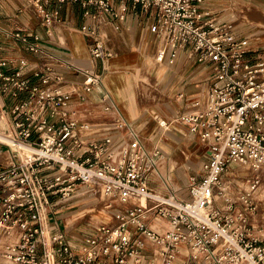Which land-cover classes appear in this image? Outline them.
<instances>
[{"label": "built area", "instance_id": "1", "mask_svg": "<svg viewBox=\"0 0 264 264\" xmlns=\"http://www.w3.org/2000/svg\"><path fill=\"white\" fill-rule=\"evenodd\" d=\"M34 1L48 33L63 5L80 2L84 16L96 21L82 31L93 39L91 53L104 69L113 51L100 27L120 30L130 2L152 16L159 62H172L188 50L189 60L206 69L189 108L174 122L201 140L207 158L189 198L157 193L151 176L160 173L165 153L159 147L150 151L134 123L116 118L96 131L69 109L73 94L101 87L102 76L87 70L83 91L63 92L52 89L60 79L46 66L33 75L44 86L34 85L28 61L6 57L5 42L40 53V37L6 28L0 6V117L11 114L10 128L0 133V232L14 239L6 249L9 264H179L183 248L190 259L202 256L207 264H264V239L252 223L254 194L264 180V59L246 56L245 42L228 21L205 9L206 0H55L52 11L43 5L48 0ZM102 102L106 110L115 109L108 93ZM164 123L159 122L162 128ZM234 165L249 167L248 190L236 193V184L226 180ZM81 186L104 190L114 222L96 228L76 248L52 216L60 200L72 199ZM157 222L167 224L166 230L151 228Z\"/></svg>", "mask_w": 264, "mask_h": 264}, {"label": "rangeland", "instance_id": "2", "mask_svg": "<svg viewBox=\"0 0 264 264\" xmlns=\"http://www.w3.org/2000/svg\"><path fill=\"white\" fill-rule=\"evenodd\" d=\"M48 1L47 4L43 3L46 9L49 6H55L52 0ZM34 3V0H0V5L9 6L12 10H15V7H17L23 12L19 14L24 16L22 18L23 22L39 21L41 24H44ZM204 7L215 13L214 17H218L219 21H228L236 37L245 42L244 48L247 51L246 56L249 59H264V0H206ZM6 21H8L7 23L10 25L15 24L16 28H20V31H23V26H21L18 18H15L14 15L6 14ZM23 32H26V30ZM132 36V39H128L131 50L126 54L119 55V57L127 61V65L129 66L126 69L117 70L118 74L116 75L118 76L112 78L111 82L115 88L130 84L137 94L139 116L136 119L130 118L123 106L122 108L118 107V109L108 111L104 105L103 109L97 108L89 112H91V117L93 118L113 117V119L115 118L114 121H116V118L123 117L134 123L140 132L143 143L150 151L155 147H159V149L165 153V160L160 162V166L161 164L163 165V163L165 164L166 175L161 173L160 166L159 169L162 179H168L167 186L169 188L163 193L175 191L180 198L187 199L189 198L190 184L193 183L194 180H199L201 176V167L207 158V149L204 147L201 140L192 134L185 125L174 121L183 111L189 108L187 106L190 101L189 97L191 96V91L195 89L192 88V86L195 87V85H197V80L192 81L189 77L190 72L199 71V74H196L195 78L198 77V80H202L206 76V69L198 63L189 60L187 55L188 50L183 51L184 56L182 59H179V56H177L172 62L166 61L160 64L157 60L158 45L155 36H153L152 38L154 39L152 40L151 38V41L148 43L142 41L140 32L138 31L136 34L132 33ZM116 45L118 46L117 42ZM115 56L116 54L113 52V57ZM154 60L156 61L157 69L163 68L166 69L165 71H167V74L169 73L167 82L160 83L157 79ZM146 61H148L147 65ZM111 63L110 61L109 64ZM138 69H140L139 72ZM182 76H185L183 82L178 83ZM33 84L42 86L43 82L33 81ZM54 84L55 86H53L52 89L59 88L63 92H72L79 89L83 91V85L80 88L79 86L62 88V84ZM180 87L183 88L182 91L179 90ZM75 96L79 95L74 93L70 102ZM19 99L25 100L26 98L20 96ZM180 99H182V101ZM7 102L9 103L8 100ZM70 111L73 115L78 114L77 111ZM81 113L84 115L86 111H81ZM10 118L11 114L8 111L6 115V129L10 128ZM74 119L77 121H87L92 125L95 124L93 120L87 119L86 116L84 119L83 117L81 119L75 115ZM160 121H166L168 123V128H162L159 124ZM113 124L114 122H111L110 126ZM171 160L177 162V170L175 169V171H171ZM188 164L191 165V168L185 171L184 176L179 174L178 169L186 168ZM193 165H195L196 169L193 168ZM168 167H170V170ZM239 167H241V165L230 167L226 177L227 181H235L234 183L237 187H234L236 189L233 190L236 193L239 192V189L243 188L238 182L247 186L249 179L252 177L249 167L245 166V171H238ZM173 185L178 190H175ZM257 192H259V194H256V196L254 195V207L257 208V212L256 216L252 219V223L256 226L255 231L258 232L257 234L264 239V180ZM102 193V190H97L93 186H81L72 199L68 201L60 200L59 202L57 215L61 216V228L62 225H64L62 229H66L70 242L76 248L85 244L86 240L95 233L96 228L104 224L112 225V221H114L113 210L108 208V200ZM140 203L144 204L145 202L143 203L140 201ZM1 242L0 264H5L6 260L1 256L4 242L3 240H1ZM188 253L187 249H181V253L179 257H177L179 264H192L191 262H193V264H207L202 256L193 261L187 255Z\"/></svg>", "mask_w": 264, "mask_h": 264}, {"label": "crops", "instance_id": "3", "mask_svg": "<svg viewBox=\"0 0 264 264\" xmlns=\"http://www.w3.org/2000/svg\"><path fill=\"white\" fill-rule=\"evenodd\" d=\"M52 2L55 3V6H49L47 8L49 11H52L54 8L58 7L55 0H52ZM0 6L3 19L2 22L6 28L20 30V28H16L15 24L10 25L7 23L8 21H6V14H12L15 18H18L19 23L24 28L23 31L26 30V32L35 33L40 37L39 43L42 48L40 53L30 52L27 47L21 43H15L10 40L5 42L6 51L4 52V55L6 57H12L14 59H26L28 61L32 82H42V78L33 77V75L37 70L44 71L46 66L51 68V75L53 78L60 79L58 84H62V88H68L72 86H79V88L82 87L84 82L83 80L85 79V71L87 70L94 71L96 74L102 76L103 85L101 87H96L87 93L83 92L82 96H75L70 102L69 109L77 111L79 114H74V117L76 115V117H80L81 119L83 117L84 119L86 116L87 119L93 120V123H95L93 124L96 127L94 130L104 131L111 122H114L115 118H93L91 117L92 115L89 111L97 108L103 109L105 104L102 102V97L105 93L110 95L112 101L114 102L115 109H118V107L122 108L123 106L130 118L136 119L139 116V107L137 104L138 99L134 89H132L130 84H127L124 87L115 88L111 80L112 78H116L118 76L116 75L118 74L117 70L126 69L129 66L127 65V61L124 58L119 57V55L121 56V54H126L131 50L128 39H132V33L136 34L137 31L140 32L142 41H146L147 43L150 42L151 38L154 36V34L150 31V27L154 22L153 17L145 13L140 6L134 7L131 2L129 3L127 19L122 24V28L120 30H116L110 24H107L106 27H100L101 33L107 35L106 41L108 46L116 54L115 57L110 59L112 63L109 64L105 69L103 68L101 61L95 59L91 53L93 39L84 34L82 31V27L85 24H95L96 21L84 16V10L80 2L68 3L62 6L59 13L58 23L53 27L51 33H48V28L39 21L23 22L22 18L24 16L19 15L23 12H21L17 7H15V10H12L9 6L6 7V5ZM153 39L154 38H152V40ZM116 42L118 43V46L116 45ZM183 56L184 52H181L179 59H182ZM147 62L148 61H146V65ZM154 62L157 71V79L160 81V83L167 82L169 73L167 74V71H165L166 69H157L156 61L154 60ZM11 70L12 69L8 70V72H11ZM139 71L140 69H138V72ZM196 74H199V71H191L189 77L192 81L197 80V82H199L200 79L198 80V77L195 78ZM184 78L185 76H182L178 83L183 82ZM42 86H44V84H42ZM192 88L195 87L192 86ZM182 89V87L179 88L180 91H182ZM21 97L26 98L27 95L22 94ZM180 100L182 101V99ZM81 111H86V114L82 115ZM105 134L106 132H98L97 136L102 137ZM170 163L171 171H175L177 162L175 160H171ZM160 168L161 173L166 175V166L164 163L163 165L161 164ZM168 168L170 170V167ZM190 168L191 165L188 164L186 165V168H179L178 172L184 176L185 171H188ZM193 168L196 169L195 165H193ZM151 177L150 185L153 190L160 194H169L163 193L168 189L161 178L160 173L154 172ZM170 179L172 181L171 177ZM57 214L52 216V222L61 228V216H58ZM113 222L114 221H112V223ZM63 227L64 225H62V228ZM151 228H153L152 225ZM144 240L148 246L147 253L151 254L153 250L152 244L149 240L145 238ZM191 263L193 264V262Z\"/></svg>", "mask_w": 264, "mask_h": 264}, {"label": "bare ground", "instance_id": "4", "mask_svg": "<svg viewBox=\"0 0 264 264\" xmlns=\"http://www.w3.org/2000/svg\"><path fill=\"white\" fill-rule=\"evenodd\" d=\"M158 60V59H157ZM158 63H163V62H159L158 61ZM199 82H201V80L199 81ZM199 82H197V83H199ZM161 122V121H160ZM165 122V123H164ZM162 123H164V125H165V127H167L168 126V123L166 122V121H162ZM167 125V126H166ZM7 128V120H6V117L5 116H1L0 117V133H3L4 131H5V129ZM168 128V127H167ZM246 170V167L245 166H241V167H239L238 168V171H245ZM235 182V181H234ZM165 183V182H164ZM173 184V183H172ZM238 184H240L242 187H243V189H245V190H248V185L246 186V185H243L241 182H238ZM166 185V184H165ZM166 187H167V189L169 188L167 185H166ZM173 188L175 189V190H177L175 187H174V185H173ZM102 190V194L103 195H105L106 196V194H105V192H104V190L103 189H101ZM256 194H259V192H255V196H256ZM106 198H107V196H106ZM107 200H108V198H107ZM142 202L144 203L145 201H144V199H142ZM152 227L155 229V230H157V231H160V232H163V231H165L166 230V228H167V224H165L164 222L163 223H161V222H157V223H154L153 225H152ZM1 240H3V242H4V245H3V247H2V252H1V256L6 260V263L5 264H9V259L7 258V256H6V249H7V246H8V244H10V242H13V238H10V237H8V236H6L5 235V233L3 232V231H1L0 232V242H1ZM2 243V242H1ZM179 257V256H178ZM161 260H162V258H161V255H160V252L158 251V250H156V256H155V262L156 263H160L161 262Z\"/></svg>", "mask_w": 264, "mask_h": 264}]
</instances>
